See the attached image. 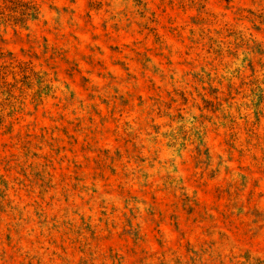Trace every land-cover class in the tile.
<instances>
[{"label":"rangeland","instance_id":"rangeland-1","mask_svg":"<svg viewBox=\"0 0 264 264\" xmlns=\"http://www.w3.org/2000/svg\"><path fill=\"white\" fill-rule=\"evenodd\" d=\"M0 264H264V0H0Z\"/></svg>","mask_w":264,"mask_h":264}]
</instances>
